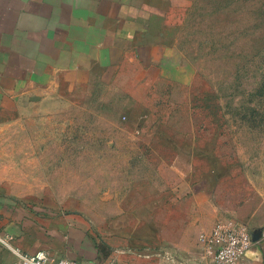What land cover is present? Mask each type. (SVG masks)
I'll return each mask as SVG.
<instances>
[{
	"label": "rangeland",
	"instance_id": "1",
	"mask_svg": "<svg viewBox=\"0 0 264 264\" xmlns=\"http://www.w3.org/2000/svg\"><path fill=\"white\" fill-rule=\"evenodd\" d=\"M125 1L157 9L152 66L55 75L0 109V237L193 264L219 218L264 234V0Z\"/></svg>",
	"mask_w": 264,
	"mask_h": 264
},
{
	"label": "crops",
	"instance_id": "2",
	"mask_svg": "<svg viewBox=\"0 0 264 264\" xmlns=\"http://www.w3.org/2000/svg\"><path fill=\"white\" fill-rule=\"evenodd\" d=\"M156 13L125 0H0V109L25 95L33 99L55 75L152 66L161 37ZM16 244L25 252L42 249L23 239ZM192 261L210 264L201 246ZM244 264H264V238Z\"/></svg>",
	"mask_w": 264,
	"mask_h": 264
},
{
	"label": "built area",
	"instance_id": "3",
	"mask_svg": "<svg viewBox=\"0 0 264 264\" xmlns=\"http://www.w3.org/2000/svg\"><path fill=\"white\" fill-rule=\"evenodd\" d=\"M264 238V234H261ZM0 243L14 257V264H94L68 258L55 259L44 249L25 252L13 244L8 235L0 237ZM201 250L211 264H244L248 252L256 243L248 228L232 218L217 219L209 232L199 236Z\"/></svg>",
	"mask_w": 264,
	"mask_h": 264
},
{
	"label": "water",
	"instance_id": "4",
	"mask_svg": "<svg viewBox=\"0 0 264 264\" xmlns=\"http://www.w3.org/2000/svg\"><path fill=\"white\" fill-rule=\"evenodd\" d=\"M261 237V233H255V234H252V240L253 242H257Z\"/></svg>",
	"mask_w": 264,
	"mask_h": 264
}]
</instances>
